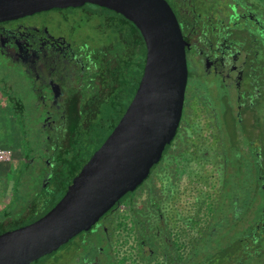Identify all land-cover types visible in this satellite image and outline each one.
Instances as JSON below:
<instances>
[{
  "label": "flooded vegetation",
  "instance_id": "af4514ba",
  "mask_svg": "<svg viewBox=\"0 0 264 264\" xmlns=\"http://www.w3.org/2000/svg\"><path fill=\"white\" fill-rule=\"evenodd\" d=\"M165 1L176 16L185 45L187 84L183 110H196L195 102L201 104L202 111L210 118L209 143L218 148L213 159L225 163L229 152L225 151L229 150L225 134L227 124L220 121V112L222 115L225 109V117L235 118L230 122L238 124L245 114L252 115L251 109L264 99L263 0ZM134 26L121 14L90 3L0 21V59L16 66L21 74L23 84L15 90L34 97L26 106L23 98L18 100L21 110L30 113L28 123L31 124L32 142L40 147L42 143L50 144L56 158L62 159L63 166L67 160L71 162L70 168L82 160L83 165L112 131L131 101L145 59V45L142 47ZM205 79L211 80L208 92L215 91L214 94L202 95L198 85ZM7 85L4 89L10 91L8 96L13 98L17 95L14 87L12 83ZM184 120L185 117L181 116L179 126ZM239 131L244 133L245 143L259 144L257 134L253 139L247 136L251 131L248 127ZM177 138L171 140L170 154L162 152L156 163H160L157 170L161 181L156 200L149 196L153 190L152 176L148 175L149 180H144L148 182V194L140 206H136L132 195L124 194L90 226L48 253L50 256L40 257H44L43 260L38 258L39 262L61 252L70 258L81 249L80 243H85V236L99 233L101 242L95 240L96 243H91L98 254L84 264H102L103 244L112 258L111 264H125L124 255L115 258L110 252L114 243L128 232L121 219L125 211L132 230L136 232V264L197 263L194 250L198 247L199 224L202 222L201 230L204 231L211 218L199 216L198 203H206L208 208L223 199L219 197L220 184L215 187L206 177L207 185L197 187L196 170L191 166L196 157L173 152L172 146ZM88 140L96 142V146L83 151L79 145ZM221 143L226 145L223 152ZM254 154L258 155V152ZM200 156L208 160L209 154ZM30 158H27L29 163L34 157ZM177 158L190 165L187 175L184 176L185 172L178 168ZM226 166L229 172L230 163ZM74 175L60 180L55 187L59 199ZM168 186H172L173 191L171 188L167 191ZM221 208L223 221L229 225L227 200L223 201ZM8 217L13 218H5ZM256 224V228L264 225V215ZM156 238L161 241L154 248L151 243ZM169 253L174 255L171 260ZM62 259L58 258L53 264ZM33 262L29 264L39 263Z\"/></svg>",
  "mask_w": 264,
  "mask_h": 264
},
{
  "label": "water",
  "instance_id": "95a60500",
  "mask_svg": "<svg viewBox=\"0 0 264 264\" xmlns=\"http://www.w3.org/2000/svg\"><path fill=\"white\" fill-rule=\"evenodd\" d=\"M90 3L130 20L145 45L143 71L123 115L39 218L0 232V264H29L85 230L148 177L178 129L187 84L185 45L165 0H0V21Z\"/></svg>",
  "mask_w": 264,
  "mask_h": 264
},
{
  "label": "rangeland",
  "instance_id": "374dc122",
  "mask_svg": "<svg viewBox=\"0 0 264 264\" xmlns=\"http://www.w3.org/2000/svg\"><path fill=\"white\" fill-rule=\"evenodd\" d=\"M19 73L20 72L18 71L16 66L0 59V209H3L0 214V218L12 216L13 218L15 217L19 223L26 224L33 220L36 216L45 212V210L53 204L50 203L51 199H59L60 194L58 193V191H56L55 187L58 186V183L61 180L60 174L63 171H61L62 167L59 166V162H61V160L58 157L56 158L50 144L42 143L40 147L35 146L36 143L32 142V129L30 127L31 124L28 123L30 121L28 119V114L30 113L24 111L23 113L18 114V112H15V115L12 116V114L9 112L8 107L3 104V100L1 99L2 97L8 102L10 101L9 106L13 109L17 108L18 100L20 98H23L25 106L29 101L32 102L34 100L33 96H25L19 94V91L15 90L16 87H21V84H23L22 81H20L21 74ZM8 83H12V87H14L15 93L17 94L14 95L13 98H10L8 96V93H10V91L4 89V86L8 87ZM210 84L211 80L205 79L201 82V85H198L202 95L215 93V91L208 92V88L211 87ZM195 103L197 104L196 110L195 108L194 110L189 109V122L193 124L196 123L200 126V128H198V130L197 128L193 129V126H183L181 128L179 137L175 140V143L172 146V151L178 152L180 153V155L188 154L189 156L193 155L194 157H196L192 161L191 166L195 167L196 170L195 175L197 176L196 184L198 188H204V186L207 185V180H204V178L206 177L209 181V184H213L215 187L220 184V200H227V203H229V197L231 195L232 198L236 197L239 200L238 204L241 205V203H245L244 200H246V194H244V190H241V193L235 191L234 185L231 182V177L226 175L225 181H223V177L221 178V176H219L217 171L218 167L215 164V160L213 159L214 157H216L218 148L217 146H215L216 144L209 143L208 139L210 138L209 132L212 129L208 126L210 118H208L209 115L207 112L202 111L201 104L199 102ZM260 103L261 104L251 109L252 115H250V113L247 115L245 114L243 116L242 122L238 124L231 123L230 120H232V118L229 119L228 116L225 117V109L222 110V115L220 112V121H226L225 123L227 124V131L225 133L227 137V146L231 145L232 142L238 139L240 142L239 149L241 150L242 154L246 156H248L249 147L245 145L244 133H241L239 130H243L245 127H248L251 131L249 132V134H247V136L253 139L257 134L260 137L259 143H264V99ZM16 117L18 120L17 125L14 120V118ZM197 125L195 127H197ZM233 128L235 129V133L232 130ZM18 131L20 132L22 138ZM181 137L182 139H180ZM5 138L8 142L5 141ZM20 139H22V148L24 154H26L27 157H34L32 159L30 158L32 160L31 163L18 162L20 160H24L22 159V152H20L19 150ZM2 140L7 143H2ZM83 142L84 143H81L79 145L81 148H83V151L92 150L96 146V142L94 141L88 140ZM231 151L233 152V149ZM202 153L209 154L208 160L206 158H201L200 155ZM62 155L64 158L68 159V156L66 154ZM177 160H179L177 164L178 168L181 169L182 172H185L184 176L187 175V172H190V165L186 163L185 160H181L178 158L176 159V161ZM15 168L16 170L12 174L10 173V175L8 176L5 175L8 170L11 169L10 171L12 172ZM156 172L157 173H154L153 175L151 174V187L152 190L155 191L157 195H159L161 181L158 171ZM147 183L148 182H146L145 184ZM142 184H144V181ZM12 185L15 189L13 191ZM169 188H171V191H173L172 186H168L167 191ZM146 189L147 186L143 189H140L139 187L133 194H128V196L132 195L131 199L135 201V204L137 203L136 206H140V203L143 202L145 196H147L148 192ZM10 195L11 198L9 199L8 196L10 197ZM32 199L35 200V203H28ZM7 200H9L7 203L8 205L4 203ZM223 201H218V204L214 209L215 215L220 219L219 222H216L217 224L215 223V225L211 227L213 230H216L214 231L215 235L214 232L213 234L208 236L206 233L204 235V239H209V242H203L201 244V247L199 248V251L198 249L195 251L198 252V254H208L207 256H205L207 259L206 262L216 261L220 256L221 258L222 256L225 258V256H227V254L230 252L228 247L230 239L234 238L235 234L238 233L236 232L235 234H231L229 227L230 222L229 225L225 220L220 222L223 219V212L221 208V203H223ZM257 202L261 203V197H258ZM178 205L190 206L191 203H179ZM206 206L207 205L205 203V205L201 208V212L199 213L200 217H210V212ZM206 209L208 210L209 214L206 212ZM121 219L126 224V227H128V232L127 234H124L123 238L121 237V239H118V241L114 243L113 249L110 250V252L115 256V258H118V256L122 257L121 255H124L125 264H136V232L132 230L130 221L125 214V211L124 214L121 215ZM243 219L242 222H240L239 226L236 227V230L242 229L241 232L244 233L246 230V228L244 227L246 226V219ZM199 225L201 227L202 222ZM240 234L242 233L239 232V234L236 235ZM101 238L102 235L99 233L87 237L85 236V243H80L81 249L73 253L70 258L69 256L66 257V255H63L61 252L60 254H56L53 258L49 257L44 262H39L37 264H53L54 261H57L60 257H62L63 259L61 262L58 261V264H84V260H90L94 255L98 254V250H96L95 247L91 246V243L93 241L96 243L95 240H97V242L99 243L101 242ZM160 241L161 240L156 238V240H152L151 245L156 248V246H159ZM103 246H105V248L102 251L103 256L101 258V263L111 264L112 258L110 254L107 253L106 245L103 244ZM145 249L147 251L148 247L145 246ZM225 264H230V261L226 262Z\"/></svg>",
  "mask_w": 264,
  "mask_h": 264
},
{
  "label": "trees",
  "instance_id": "16d2710c",
  "mask_svg": "<svg viewBox=\"0 0 264 264\" xmlns=\"http://www.w3.org/2000/svg\"><path fill=\"white\" fill-rule=\"evenodd\" d=\"M134 29L143 45L142 47H144V42H143L141 35L139 34L135 26H134ZM15 111L18 112V114H21L24 112L21 110V106L19 105L17 106ZM189 115H190L189 109L188 110L184 109L182 117H185V120L182 123L183 125H180L178 127L173 139L179 137L181 128L183 126L185 125L189 127L191 126L192 123L189 122V119H190ZM232 120H235V118H232ZM192 126H193V129L197 128L195 127L196 124H193ZM232 130L235 133V129L233 128ZM169 145H171V142L165 146L163 150L164 153L167 152L170 154L171 151L169 150V147H170ZM239 145H240V142H238L237 140L232 142L231 145H229V150H225L226 152L229 151L228 155L225 156L227 157L225 163H223V161L216 162L215 160V164L218 167L217 171H218L219 176H221V178L223 177V181H225V177L226 175H228L229 177H231V182L234 185L235 191L241 193V190H244V194H246V200L243 199L245 203H241V205H239L238 204L239 200L236 197L232 198L229 193L230 195L229 197L230 232L231 234L233 233L235 234L236 232H238L236 234H239V232L242 234L240 235L235 234V237L230 239V243L228 245L230 252L227 254V256H225V258L223 256L221 258L220 256L218 257V260L216 261L206 262L207 259L205 256H207L208 254H205V255L201 253L198 254L197 252L198 262L194 264H225L226 262H229V261H230V264H264V249H263L264 248L263 246L264 245V225L259 226L258 228L255 227L257 225L256 223L260 222V220L263 218V215H264V143H259L257 145H254V144H251V142H246L245 145H247L250 148L249 152L251 151L250 153H248V156L242 154L241 150L239 149L240 148ZM223 146L226 147L224 143L223 144L221 143L222 152L224 151ZM232 149H233V152L231 151ZM254 152H258V155H255ZM60 160L61 162H59V166L62 167L61 171H63L60 174L61 180L67 177H71L75 173H77L79 171L80 166L83 163V160H82L80 164L74 166V168H70L71 162H68L67 160V163L66 162L64 163V166H66L67 164V167H64L62 159ZM217 163H219V165ZM227 163H230L229 172H227L226 170ZM159 165L160 163L156 165H152L150 169V173H149L150 177L154 173H157L156 171H158L157 169H159ZM145 183L146 182L144 181V184L139 186L140 189L141 188L143 189L148 185V183L147 184ZM219 189H221V187ZM131 192L132 191L127 192V195ZM149 196L151 200H156L158 198L155 191H151ZM258 197H261V203L257 202ZM57 200H53V201L51 200L50 203H55ZM28 203H35V200L32 199ZM217 204L218 203H214L212 206L209 205V207L207 208L210 212L211 218L208 224L206 225L207 229L203 231L201 230V227H200L199 237L197 239L198 240V247H197L198 251L203 242H209V239L207 238L204 239V235L207 233V236H208V235L213 234L214 231H216V230H213L211 227L215 225L216 222H219L220 220L219 217L216 216L214 213V209L217 206ZM204 205L205 203H198L199 213L201 212V208ZM221 206H222V203H221ZM49 208H47L45 212ZM43 213L36 216L33 220L43 215ZM243 218L246 219V226H245L246 230L244 233L241 232L242 229L236 230V227L239 226ZM222 221L223 219L220 222ZM18 223L19 222L16 220L15 217L14 218L8 217L7 219L5 217L0 218V232L24 225V224H21V223L18 224ZM214 235H215V232H214ZM168 255H169V260H171L172 257H174V255L170 253ZM46 256H50V254ZM43 258H40V259L43 260ZM40 259L34 261L33 263L39 262ZM187 259L190 260L189 258ZM85 262L87 261L84 260V263ZM187 263H191V261L184 262V263L182 262V264H187ZM176 264H179V262H177Z\"/></svg>",
  "mask_w": 264,
  "mask_h": 264
},
{
  "label": "crops",
  "instance_id": "0c3cea01",
  "mask_svg": "<svg viewBox=\"0 0 264 264\" xmlns=\"http://www.w3.org/2000/svg\"><path fill=\"white\" fill-rule=\"evenodd\" d=\"M11 98V97H10ZM2 100H3V104H5L7 107H8V109H9V112L12 114V116H14L15 115V108L13 109V108H11L9 105V103H10V101L8 102L6 99H4L3 97L1 98ZM18 115V114H17ZM14 120H15V122H16V125L18 124V120H17V117L16 118H14ZM18 127V126H17ZM19 132V131H18ZM19 134H20V132H19ZM20 136H21V134H20ZM21 138H22V136H21ZM6 139V138H5ZM1 140V139H0ZM5 141H7V139L5 140ZM5 141H3L2 140V143H7V142H5ZM3 146H6V145H3ZM8 146V145H7ZM21 148V149H20ZM19 150H20V152H22V159H24V160H20V161H18V162H26V163H29V161L27 160V156H26V154H24V151H23V148H22V139H20V142H19ZM11 170V169H10ZM10 170H8V172H6L5 173V175L6 176H8V175H10V173L12 174L15 170H16V168L15 169H13V171L11 172ZM12 187H13V189H12V191L13 190H15L14 189V186L12 185ZM12 191H11V193H12ZM7 194V193H6ZM8 198L10 199L11 198V195H10V197L8 196ZM8 201L9 200H7V201H5L4 203L6 204V203H8ZM10 203V202H9ZM4 206V205H3ZM1 210L2 209H0V212H1Z\"/></svg>",
  "mask_w": 264,
  "mask_h": 264
}]
</instances>
